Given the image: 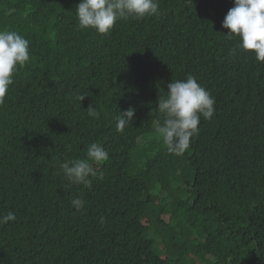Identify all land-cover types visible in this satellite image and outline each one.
<instances>
[{
	"label": "trees",
	"instance_id": "16d2710c",
	"mask_svg": "<svg viewBox=\"0 0 264 264\" xmlns=\"http://www.w3.org/2000/svg\"><path fill=\"white\" fill-rule=\"evenodd\" d=\"M79 2L0 0V29L31 56L0 104V215L16 216L0 225V264H264V62L231 54L233 0H159L160 14L106 35L78 28ZM189 74L215 111L177 156L156 109ZM93 142L109 153L104 179L66 187L59 163Z\"/></svg>",
	"mask_w": 264,
	"mask_h": 264
},
{
	"label": "clouds",
	"instance_id": "9594fccd",
	"mask_svg": "<svg viewBox=\"0 0 264 264\" xmlns=\"http://www.w3.org/2000/svg\"><path fill=\"white\" fill-rule=\"evenodd\" d=\"M222 21V27L228 29V39H238L236 48L231 50L251 52L254 59L264 62V0H233ZM160 14L159 0H80L75 15L80 30L93 29L106 35L119 19L142 20ZM29 41L15 31L0 29V104L12 85L13 77L20 67L30 62ZM85 98L78 95L80 102ZM215 99L203 88L197 79L189 74L183 80H172L167 84L166 94L159 96L157 112L162 118L155 131L170 154L181 156L190 147L194 134L198 133L201 117L209 120L215 111ZM87 113L99 119L100 113L89 106ZM135 118V109L131 106L114 116L116 131L123 133ZM109 159V153L101 143L93 142L86 148L84 158L66 159L59 163L56 175L73 185L91 188L93 178L103 180L100 170ZM85 201L79 197L71 201L78 212L84 208ZM16 219L12 211L0 215V225Z\"/></svg>",
	"mask_w": 264,
	"mask_h": 264
}]
</instances>
